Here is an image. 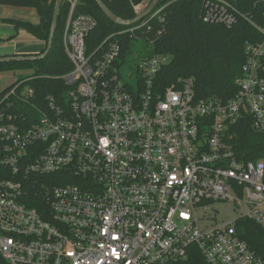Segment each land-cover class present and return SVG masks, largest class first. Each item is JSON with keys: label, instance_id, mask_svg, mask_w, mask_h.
I'll use <instances>...</instances> for the list:
<instances>
[{"label": "built area", "instance_id": "built-area-1", "mask_svg": "<svg viewBox=\"0 0 264 264\" xmlns=\"http://www.w3.org/2000/svg\"><path fill=\"white\" fill-rule=\"evenodd\" d=\"M63 2L67 90L42 97L29 77L0 96V264H177L193 248L210 264H264L236 225L264 229V157L239 159L229 141L247 117L264 131V24L236 0H202L205 22L243 18L263 39L246 43L235 96L199 100L192 78L158 82L169 55L122 58V36L143 39L152 17L90 51L96 17Z\"/></svg>", "mask_w": 264, "mask_h": 264}, {"label": "trees", "instance_id": "trees-1", "mask_svg": "<svg viewBox=\"0 0 264 264\" xmlns=\"http://www.w3.org/2000/svg\"><path fill=\"white\" fill-rule=\"evenodd\" d=\"M117 15L126 19L136 17L135 6L144 0H103ZM235 4L257 22L264 24V0H236ZM0 5L29 7L36 10L40 20L35 23L23 19H4L17 30L24 29L38 40L48 42L53 21L56 0H0ZM80 11L94 15L98 25L88 37V48L93 50L106 37L127 28L112 21L99 7L96 0H82ZM69 8L63 2L49 54L38 60L11 61L0 63V71L33 69V73L19 79L31 78L26 85L35 87L40 96L56 95L66 91L68 86L63 76L73 65L65 50L64 30ZM158 12V13H157ZM157 13V14H156ZM153 30L141 40L122 36L124 60H128L140 47L142 55H169L170 61L158 74L163 87L175 83L179 78H192L199 100L232 98L238 91L237 79L242 77L246 61V43L262 41V33L248 20L240 19L233 27L208 23L202 17V0H161L158 7L143 20L149 19ZM161 18L164 22L161 23ZM164 29L156 37V31ZM45 49V48H44ZM44 49L42 51H44ZM137 57V58H138ZM6 91V90H5ZM0 93V96L5 92ZM229 141L235 155L243 160H257L264 157V131H257L250 117L234 124L229 131ZM240 236L264 258V229L256 221L240 218L237 221ZM177 264H210L202 252L193 248L189 257Z\"/></svg>", "mask_w": 264, "mask_h": 264}, {"label": "rangeland", "instance_id": "rangeland-1", "mask_svg": "<svg viewBox=\"0 0 264 264\" xmlns=\"http://www.w3.org/2000/svg\"><path fill=\"white\" fill-rule=\"evenodd\" d=\"M149 2L150 0H144L141 4H139V6H137L138 11L141 12L143 9H145V4H148ZM20 9H24L25 11H21ZM1 16L23 18L35 23L39 22L40 20L35 9L29 7H20V6H11V5H0V17ZM0 24H4L2 20H0ZM9 27L10 26L8 25L6 26L0 25V31L3 34L7 33L8 31H11L9 30ZM37 45H39L40 48H43L45 43H41ZM12 47L13 45H8L7 47H0V55L13 54L14 49ZM144 53H145L144 48L140 47L137 51H135V53H133L130 57H128L129 63L134 62L136 56ZM126 70H131L130 66L125 67L124 71L126 72ZM33 71H34L33 69L0 71V93L8 89L13 83H15L19 78H21V76L31 74L33 73ZM123 80L127 81L126 76L123 78ZM219 206L222 207V205ZM213 216H216L220 221H225V220H229L230 217L233 219L238 217V213L236 211H232L230 213V216L227 215V217H225L222 214H213Z\"/></svg>", "mask_w": 264, "mask_h": 264}, {"label": "water", "instance_id": "water-1", "mask_svg": "<svg viewBox=\"0 0 264 264\" xmlns=\"http://www.w3.org/2000/svg\"><path fill=\"white\" fill-rule=\"evenodd\" d=\"M102 11L117 24L124 26H131L143 20V18L151 14L160 4L161 0H150L148 4H145V9L137 13L136 17L132 19H126L114 13L103 0H96ZM63 0H56L55 10L53 14V21L51 24L50 36L46 43L44 51L38 54H5L0 55V63L11 62V61H26V60H38L45 58L52 49L55 33L58 27L59 15Z\"/></svg>", "mask_w": 264, "mask_h": 264}, {"label": "crops", "instance_id": "crops-1", "mask_svg": "<svg viewBox=\"0 0 264 264\" xmlns=\"http://www.w3.org/2000/svg\"><path fill=\"white\" fill-rule=\"evenodd\" d=\"M20 10L25 11L24 9ZM5 18L23 19L6 16L0 17V20H2V22L4 23L0 25H8L10 26L9 30H11L4 34L0 31V47H7L8 45H13V54H38L42 52V50L45 48V45L43 48H40V46L37 44L45 43L44 41L38 40L34 35L24 29L17 30L12 23L5 22Z\"/></svg>", "mask_w": 264, "mask_h": 264}]
</instances>
